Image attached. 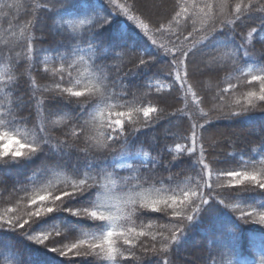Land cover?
Instances as JSON below:
<instances>
[{"label":"trees","instance_id":"16d2710c","mask_svg":"<svg viewBox=\"0 0 264 264\" xmlns=\"http://www.w3.org/2000/svg\"><path fill=\"white\" fill-rule=\"evenodd\" d=\"M39 2L40 0H0V79L11 77L9 88L0 86V105L13 109L15 113V122L11 118L0 122V133H8L22 143H27L38 126H45L46 138L49 139V144L42 145V150L34 155L0 159V210L15 206L7 202L14 189L27 187L28 195L31 194L33 182L43 180L46 175V170H42L45 162L62 169L61 178L70 173L79 175L90 168H106L112 172L113 167L119 164L132 165L137 171L115 168L111 179L116 185L113 195L117 198L131 190V186L137 182V176L150 177L157 188L183 185L188 182V176L194 175L192 169L198 171L199 166L195 156H182L176 150V144L186 143L181 137L190 134L188 129L191 123H195L196 115L210 110L240 111V105L236 101L239 100L241 105L248 107L244 97L249 91H259L258 82L248 83L250 76H241L233 70L232 61L226 55L231 49L221 47L218 49V64L211 61L202 63L206 58L197 54L196 66L199 71L189 81L194 84L193 91L204 99V103L199 105L203 113H190L186 116L183 111H179L185 110L184 93L166 76L170 57L159 46L172 47L177 43L174 33L184 31V22L181 20L178 24L173 23L170 28L165 24L162 33L155 32L156 20L163 22L162 18L170 11L175 0H116L114 4H110L109 0H60L62 8L44 9L41 12L35 10V4ZM134 2L137 7L152 2L157 5L153 8L150 19L134 9L130 13L148 24L150 31L147 34L139 29L136 22L123 15L120 8V5L131 8ZM229 2L234 4L235 0ZM9 4L20 6L19 10L8 8ZM29 4L34 9L31 14L25 11ZM92 17H95L94 24L101 26L91 34L90 48L82 39H74L79 36V31L73 32L70 26L66 27V23L73 19ZM104 18H108L107 23H103ZM248 23L258 24L257 35L264 36V16L253 14ZM196 27L199 28V24ZM242 29L243 26L238 31ZM153 39L156 44L152 43ZM197 39L203 44L201 47L204 51L223 43L238 44V35L223 29L214 33L207 41L203 39V34ZM257 39L254 37L249 45V57L240 61L245 72L249 66L259 68L264 65V43H257ZM26 41L31 43L32 52L24 47ZM181 42L190 47L187 42ZM128 51L133 55L124 54ZM135 53L153 59L138 66ZM58 54L65 55L77 65L74 70L66 69L65 80L68 79V71L72 72L73 77L79 73L82 78L91 80L103 69L108 91L123 98L113 100L112 103H128L135 107H147L151 104L158 112L166 115L159 120L150 121L149 126L144 127L143 118L137 119L134 114L135 131L129 129L132 132L128 140L129 151L124 155H92L81 151L93 137L102 139L103 122L108 119L107 112L101 117L96 110L91 109V105L82 108L60 96L48 101L46 90L52 88L53 83L51 74L45 71V67L59 70ZM189 58L191 59V54ZM229 83L232 84L231 88L228 87ZM67 86L70 85L62 84V87ZM157 88L160 90L157 91ZM221 89L225 91L222 99L217 100L216 97L221 96ZM141 101L145 103L141 104ZM255 103L257 106L251 112L214 120L207 125L203 143L206 159L213 162V179L217 170H241L250 160H256L258 166L259 161L264 160V104L259 101ZM125 110L118 107L111 111L114 117L116 111ZM55 111L60 113L51 115L48 120L44 119L48 112ZM87 111L89 115L83 116ZM65 112L83 116L80 122L85 119L91 121L93 116L96 117L95 125H90L87 134L78 142L79 148L58 146V142L64 141L66 134L70 132V128L65 127ZM193 112L195 113V109ZM127 123L126 121V127ZM209 137L215 141L211 147ZM150 161L153 163L150 164ZM220 183L226 184V179H222ZM25 196L24 191L18 192V197L22 198L19 214L31 207L27 204V199H23ZM216 196L217 201L209 200L203 206L197 218L188 223L183 236L173 246L172 264H261V255H264V225L261 226L258 221L245 223L238 212L218 200L223 199L228 205L239 204L242 208L250 204H264V190L236 192L218 188ZM93 198L94 192L69 198L60 210L38 218L30 227H0V264H107L94 256H62L50 248L73 243L82 238L81 233L84 231L103 230L102 222L78 217L64 210L87 204ZM133 220L138 230L142 229L146 233L142 238L145 244H150L153 236L160 239L157 233L164 231L160 228L161 225H168L169 229L172 226L170 217L152 211H146L139 219L133 217ZM51 230H60L61 235L50 237L46 242L48 245L28 239V235L34 232ZM167 234L165 231V235ZM142 260L143 264H159L160 258L145 255Z\"/></svg>","mask_w":264,"mask_h":264},{"label":"snow or ice","instance_id":"6c2138e0","mask_svg":"<svg viewBox=\"0 0 264 264\" xmlns=\"http://www.w3.org/2000/svg\"><path fill=\"white\" fill-rule=\"evenodd\" d=\"M115 2L116 0H109L110 4ZM7 7L19 10L20 6L9 4ZM62 7L63 4L60 0H40L39 3L35 4V10L40 12L44 9L56 10ZM155 7L157 5L154 2L144 3L141 7H137L134 2L131 8L120 5L123 15L136 22L139 29L143 30L145 34L150 31L148 24L140 20L137 15L130 13L134 9L150 19L151 12ZM25 11L31 14L34 11L32 4H29ZM256 13L264 16V0H235L234 4L230 3L229 0H175L170 11L162 18L163 22L160 19L155 22L156 33H162L165 30V24L170 28L173 23L178 24L181 20L184 22L182 25L184 31L174 33L177 43H174L172 47L159 46V49L170 57L166 76L171 78L173 85H178L179 90L184 93L185 110H179L183 111L184 115L203 113L199 105L204 103V99L199 97L196 91H193L194 84L189 82L199 71L196 66L198 53L206 58L201 61L202 63L207 64L208 61H211L213 64H218V49L221 47L231 49L230 53H226V55L232 61L233 70L241 76H250L251 79L248 83L258 82L259 84L258 92L249 91L244 97L248 107L241 105L239 100L236 101V104L240 105V111L229 109L217 112L210 110L208 113L196 115L195 123H191L188 129L190 134L181 137L186 143L183 145L176 144V150L182 156L184 154L195 156L196 164L199 166L198 171L192 169L194 175L186 178L187 183L177 184L175 187L157 188L150 177L141 178L137 176L135 177L137 182L131 186V190L123 197L117 198L113 195L116 185L111 179L115 173V168L137 171L132 165L119 164L113 167L112 172L106 168H90L79 175L70 173V175L61 178L60 170L62 169L55 164L45 162L42 165V170H46V175L43 180L33 182L30 195H28L27 187L14 189L9 194L11 199L7 202L15 206L0 210V227L7 226L19 229L25 228L26 225L30 227L38 218L55 210H60L67 199L94 192V198L87 204L64 210L78 217L102 222L103 230L99 232L84 231L81 233V239L70 244H63L61 247H50L52 251L68 257L94 256L106 261L107 264H126V262L127 264H143L142 257L145 255L158 256L160 258L159 264H172L173 246L183 236L188 223L197 218L203 206L208 204L209 200L217 201L216 190L218 188H226L236 192L264 190V160L259 161V166L256 160H250L242 166L241 170H217L215 179H213V162L206 159V149L203 143L205 140L204 133L207 132V125L210 122L251 112L257 106L255 101L264 104V65L259 68L249 66L245 72L240 64L244 57H249L248 48L254 37L258 38L257 43H264V36L257 35L259 25L248 23L250 17ZM94 20L95 17L73 19L66 23V27L70 26L73 32L79 31V36L74 37V39H82L91 48V34L101 26L98 23L94 24ZM107 22L108 18H104L103 23ZM197 24H199V28L196 27ZM241 26L243 29L238 31ZM222 29L230 31L233 35H238V44L223 43L204 51L201 47L203 44L197 37L203 34V39L207 41L209 37ZM9 32L11 34V30ZM181 40L187 42L190 47ZM151 41L156 44L154 39ZM24 47L28 52L33 50L28 41L25 42ZM124 54L133 55L130 51ZM190 54L191 59L189 58ZM134 55L138 66L147 64L149 60L153 59L152 57L145 58L141 53ZM58 62L60 64L59 70L45 67V71L51 74L53 83V87L46 90L48 101L60 96L65 100L81 105L82 108L91 105V109L96 110L101 117L105 116V112H107L108 119L103 122L102 139L93 137L91 142L81 151L92 155H124L129 151L128 140L132 134L129 129L135 131L136 119H134V114L137 119L143 118L144 127H148L150 121L159 120L163 115H166L163 112H158L151 104L147 107H135L128 103H112L113 100L123 98L108 91V86L105 84L107 78L103 69L95 74L91 80L82 78L79 73L73 77L72 72L68 71L66 73L68 79L65 80L66 69L74 70L77 65L61 54H58ZM10 80L11 77L0 79V86L9 88ZM62 84L70 86L62 87ZM228 87L231 88L232 84L229 83ZM159 90L157 88V91ZM224 91L221 89V96L216 97L217 100L222 99ZM140 103L145 102L141 101ZM118 107H123L126 110L116 111L113 117L111 110ZM194 109L195 113L193 112ZM59 113L55 111L48 112L46 115L42 113V115H44L45 120H48L51 115ZM65 113L67 116L65 127L70 128V132L66 134L64 141L58 142V146L60 148H79L78 142L87 134L90 125H95L96 117L93 116L91 121L85 119L80 122L81 117L89 115V111L83 116ZM9 118L15 122L13 109L0 105V122ZM126 121L128 122L127 127ZM51 122L56 123L55 121ZM46 134V127L38 126L27 143L15 139L16 147L9 148L7 142L13 137H10L8 133H0V136L3 137V141L0 142L2 144L0 146V159L6 157L18 159L36 154L42 150V145L49 144ZM262 136H264V132H262ZM214 142L211 137L208 138L209 147ZM262 144H264V140H262ZM149 163L151 164L153 161ZM146 170L150 171L151 169ZM222 179H226L227 183L221 184ZM156 183H160V181H156ZM145 185L150 186L145 187ZM19 191L26 193L23 199H27V204L31 206L23 214H19L22 199L18 197ZM218 201L238 212L239 217L245 223L258 221L260 224H264V204H250L242 208L235 203L225 204L223 199ZM146 211L164 213L171 218L170 223L172 225L171 229L168 228V225H161L160 228L164 231L157 233L160 239L157 240L156 236H153L150 244L144 243L142 238L146 236V233L142 229L138 230L133 220V217L139 219ZM165 231L168 233L167 235H165ZM25 234L27 235V233ZM60 235V230L38 231L28 235V239L38 244L48 245L46 242L49 241L50 237ZM261 257V264H264V255Z\"/></svg>","mask_w":264,"mask_h":264},{"label":"rangeland","instance_id":"374dc122","mask_svg":"<svg viewBox=\"0 0 264 264\" xmlns=\"http://www.w3.org/2000/svg\"><path fill=\"white\" fill-rule=\"evenodd\" d=\"M9 135V134H8ZM10 137H13V136H11V135H9ZM15 139H18V138H16V137H13V139L12 140H9L8 142H7V145H8V147L9 148H13V147H16V144H15ZM3 141V137L2 136H0V142H2ZM0 146H2V144H0ZM227 182V181H226ZM264 224H261V226H263Z\"/></svg>","mask_w":264,"mask_h":264}]
</instances>
